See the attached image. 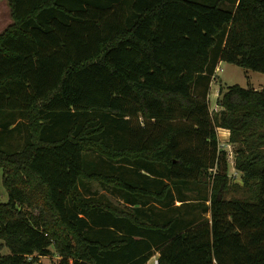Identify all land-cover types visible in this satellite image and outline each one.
I'll list each match as a JSON object with an SVG mask.
<instances>
[{
    "label": "trees",
    "instance_id": "1",
    "mask_svg": "<svg viewBox=\"0 0 264 264\" xmlns=\"http://www.w3.org/2000/svg\"><path fill=\"white\" fill-rule=\"evenodd\" d=\"M7 1L0 264H264V0Z\"/></svg>",
    "mask_w": 264,
    "mask_h": 264
},
{
    "label": "rangeland",
    "instance_id": "2",
    "mask_svg": "<svg viewBox=\"0 0 264 264\" xmlns=\"http://www.w3.org/2000/svg\"><path fill=\"white\" fill-rule=\"evenodd\" d=\"M12 23H13V19L11 16V9H10L8 1L0 0V34L3 33ZM218 68L219 70H217L215 74L216 78L213 79V83L210 84L211 86H209V91H208V99L210 101V108H211V111L213 112L220 110V108L217 105V102L219 99V93H220L221 88L227 91L230 87L239 85L246 89L252 87L254 89L260 90L264 86V73L247 70L235 64H230V63L223 62V61H220ZM205 92L206 90L204 87L195 89L196 94H202ZM0 122H3L2 119H0ZM228 138L229 139L226 140L224 136L222 135V133L219 134L218 132L219 147L225 150L228 154L229 176L231 177V180L233 183L242 184V181H241L242 174L238 172L234 166L235 157H236V149L238 146L230 142L229 136ZM1 148L2 147H0V149ZM2 150L10 152V150L6 148H2ZM88 157L89 155L87 156V158ZM92 161L97 164L104 165L103 163H101V160L99 158H92ZM152 167L153 166L150 165V168ZM88 169L92 171L101 172L104 174L113 175V171L111 169L109 168L105 169L101 166H95V165L90 164L88 166ZM134 182L136 183V185H140V184L142 185L141 178H136ZM94 187L98 188L99 186L97 183H95ZM102 193H105V191L103 190ZM232 193L229 195V197L232 196ZM7 202H9V194L3 184V175L0 174V203H7ZM177 205H180V203H177ZM208 217H210L209 214H208ZM3 243L4 242L0 239V256H7L10 254V250L7 246H4ZM41 261L44 264H58L60 259L57 256L43 257Z\"/></svg>",
    "mask_w": 264,
    "mask_h": 264
},
{
    "label": "crops",
    "instance_id": "3",
    "mask_svg": "<svg viewBox=\"0 0 264 264\" xmlns=\"http://www.w3.org/2000/svg\"><path fill=\"white\" fill-rule=\"evenodd\" d=\"M264 87V86H263ZM262 87V88H263ZM261 88V89H262ZM260 89V90H261ZM219 133H222V135L224 136V138L226 139V140H228L229 138H228V136L230 137V132L228 131V130H225V129H219Z\"/></svg>",
    "mask_w": 264,
    "mask_h": 264
},
{
    "label": "built area",
    "instance_id": "4",
    "mask_svg": "<svg viewBox=\"0 0 264 264\" xmlns=\"http://www.w3.org/2000/svg\"><path fill=\"white\" fill-rule=\"evenodd\" d=\"M217 70H219V68H217ZM216 70V71H217ZM219 132V131H218ZM220 134V133H219ZM221 148V147H220ZM147 264H159V261H158V257L155 256L153 257V259L151 261H149Z\"/></svg>",
    "mask_w": 264,
    "mask_h": 264
}]
</instances>
